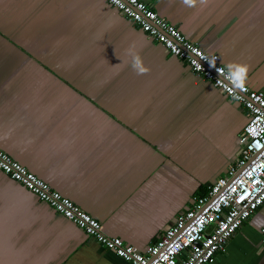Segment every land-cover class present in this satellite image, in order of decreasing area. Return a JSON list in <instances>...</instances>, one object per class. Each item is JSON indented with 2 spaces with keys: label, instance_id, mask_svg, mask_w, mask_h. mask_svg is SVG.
<instances>
[{
  "label": "crops",
  "instance_id": "crops-1",
  "mask_svg": "<svg viewBox=\"0 0 264 264\" xmlns=\"http://www.w3.org/2000/svg\"><path fill=\"white\" fill-rule=\"evenodd\" d=\"M143 1L264 90V0ZM247 121L106 0H0V148L111 236L146 251L236 161ZM263 226L264 204L209 264H264ZM0 264L131 263L0 169Z\"/></svg>",
  "mask_w": 264,
  "mask_h": 264
},
{
  "label": "built area",
  "instance_id": "built-area-1",
  "mask_svg": "<svg viewBox=\"0 0 264 264\" xmlns=\"http://www.w3.org/2000/svg\"><path fill=\"white\" fill-rule=\"evenodd\" d=\"M131 19L150 38L185 60L192 71L221 89L247 110L248 121L240 132L241 149L224 176L209 191L193 197L191 206L178 213L146 251L111 236L102 222L75 201L55 190L44 179L0 148V169L48 203L100 244L131 264H209L226 250L231 237L264 204V90L246 82L236 89L221 74L225 69L218 53L206 52L143 0H106ZM214 63V67L209 64ZM264 241V226L261 228Z\"/></svg>",
  "mask_w": 264,
  "mask_h": 264
},
{
  "label": "clouds",
  "instance_id": "clouds-1",
  "mask_svg": "<svg viewBox=\"0 0 264 264\" xmlns=\"http://www.w3.org/2000/svg\"><path fill=\"white\" fill-rule=\"evenodd\" d=\"M182 3L187 6H193L196 0H182ZM201 3H207V0H201ZM128 55L131 57L130 65L138 75L145 74L148 71L137 51L130 48ZM209 66L214 67V63H210ZM220 72L225 75V78L231 82L234 88L242 89L248 78L249 66L240 62H230L226 66V72L225 69H221Z\"/></svg>",
  "mask_w": 264,
  "mask_h": 264
},
{
  "label": "trees",
  "instance_id": "trees-1",
  "mask_svg": "<svg viewBox=\"0 0 264 264\" xmlns=\"http://www.w3.org/2000/svg\"><path fill=\"white\" fill-rule=\"evenodd\" d=\"M207 191H202V192H200V193H198V195H202V194H205Z\"/></svg>",
  "mask_w": 264,
  "mask_h": 264
}]
</instances>
